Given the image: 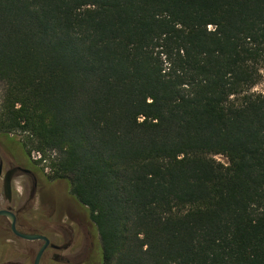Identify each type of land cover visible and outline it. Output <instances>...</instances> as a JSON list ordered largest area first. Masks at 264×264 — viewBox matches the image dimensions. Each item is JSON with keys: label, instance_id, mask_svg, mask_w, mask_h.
Masks as SVG:
<instances>
[{"label": "trees", "instance_id": "1", "mask_svg": "<svg viewBox=\"0 0 264 264\" xmlns=\"http://www.w3.org/2000/svg\"><path fill=\"white\" fill-rule=\"evenodd\" d=\"M263 64L264 0H0V134L101 264H264Z\"/></svg>", "mask_w": 264, "mask_h": 264}, {"label": "flooded vegetation", "instance_id": "2", "mask_svg": "<svg viewBox=\"0 0 264 264\" xmlns=\"http://www.w3.org/2000/svg\"><path fill=\"white\" fill-rule=\"evenodd\" d=\"M43 190L40 168L36 161L28 159L27 165L18 164L16 161L4 160L0 155V203L6 204L5 207L0 205V211H9L15 215L16 230L20 234L42 236L48 240L40 264H89L92 249L95 248L91 224L87 222V218H81L72 210L66 209L63 203L53 201L44 231L30 229L20 222L16 198L22 203L20 210L30 212L39 195H44ZM15 192L20 193V196H15ZM16 241L37 245L32 264L46 245L44 240L32 241L18 236L9 219L0 217V264H19L12 260L17 256L12 244Z\"/></svg>", "mask_w": 264, "mask_h": 264}, {"label": "rangeland", "instance_id": "3", "mask_svg": "<svg viewBox=\"0 0 264 264\" xmlns=\"http://www.w3.org/2000/svg\"><path fill=\"white\" fill-rule=\"evenodd\" d=\"M262 81L253 90L257 94H264V64L261 68ZM2 93L0 92V97ZM23 135L20 133H14L10 135L0 134V155L4 160L16 161L18 164L27 165V160L31 159L37 162L40 168L41 180L44 186V195H39L34 209L30 212H25L20 210L21 202L19 198L17 201L16 209L19 210V218L21 223H25L30 229H43L47 227L48 223V213L51 210L53 201L63 203L66 209L72 210L76 215L81 218H87V222L91 224V233L94 236L93 241L95 243V248L92 249L91 260L89 264H101L100 250H99V237L96 228L90 221L89 214L86 209H84L79 203L71 196L69 192V184L65 180L52 181L49 179L51 171L48 167L47 162H41L42 156L37 152H32L31 155L28 154L26 149L22 146ZM216 160L223 164H228L227 159L222 156H217ZM20 196V193L15 192V196ZM39 201V202H38ZM1 207H5L6 204L0 203ZM49 228H47L48 230ZM17 256L13 257L12 260L17 263L32 264L34 256L36 254L37 245L27 244L20 241L12 242Z\"/></svg>", "mask_w": 264, "mask_h": 264}, {"label": "water", "instance_id": "4", "mask_svg": "<svg viewBox=\"0 0 264 264\" xmlns=\"http://www.w3.org/2000/svg\"><path fill=\"white\" fill-rule=\"evenodd\" d=\"M0 217H7L12 225V229L14 230V232L24 238V239H27V240H44L46 242V245L42 248V250L38 253L36 259H35V263L34 264H40V261H41V258H42V255L44 253V250L45 248L47 247V244H48V240L42 236H33V235H22L20 234L19 232H17L16 230V218H15V215L9 211H0Z\"/></svg>", "mask_w": 264, "mask_h": 264}]
</instances>
